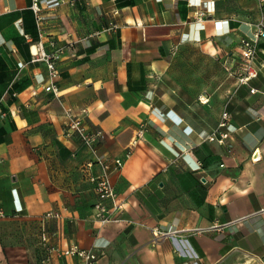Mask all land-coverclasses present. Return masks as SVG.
<instances>
[{
  "label": "crops",
  "instance_id": "crops-1",
  "mask_svg": "<svg viewBox=\"0 0 264 264\" xmlns=\"http://www.w3.org/2000/svg\"><path fill=\"white\" fill-rule=\"evenodd\" d=\"M30 4L0 0V264H82L49 250L73 243L95 264H264V37L258 75L237 77L264 1L66 0L45 12L46 50L67 45L58 95L36 87ZM67 106L103 130L100 155L132 148L112 177L120 220L94 219L92 154L64 134ZM225 110L229 137L207 139Z\"/></svg>",
  "mask_w": 264,
  "mask_h": 264
},
{
  "label": "built area",
  "instance_id": "built-area-1",
  "mask_svg": "<svg viewBox=\"0 0 264 264\" xmlns=\"http://www.w3.org/2000/svg\"><path fill=\"white\" fill-rule=\"evenodd\" d=\"M66 0H31L30 8L34 12L37 26L39 29V40L30 43L31 47V61L38 62L42 61L45 63L48 78L44 82L36 84V87H42L46 91H52L55 95H58L59 89L55 84L56 79L59 77L57 70V63L61 60L64 52V48L67 45L54 47L53 50L47 51L44 45L45 31L44 24L46 22L45 12L46 10H52L59 6ZM71 3L73 0H69ZM264 0H260L263 2ZM210 6L205 11L196 10V19L202 20L205 16L206 11H209ZM116 25L112 24V28ZM264 37V19H260L255 24V30L249 37L241 38V68L237 72V77L240 83H247L251 78L256 77L259 72L261 65L256 58L258 44L261 38ZM54 45L53 42H51ZM69 45L72 47L74 42H70ZM260 63H263L262 61ZM37 89V88H36ZM252 91H255L252 88ZM86 108L76 110L71 106L64 108L65 124L64 134L71 138L72 136H78L80 142L90 150L92 157L86 160L81 170L88 174L89 180L94 184V190L97 198L93 204V216L94 219L101 225L109 222L120 220V213L124 210V201L120 200L117 195V191L112 182L113 175L118 172L124 165L125 160L131 156L132 148H127L124 155L121 156H103L98 153V145L104 139V132L101 129H94L86 124L85 113ZM229 114L225 110L222 113L223 120L219 122L218 128L212 131L206 136L209 140H217L219 143H224L229 137L227 131H221L219 128L226 125L225 120ZM140 134V133H139ZM138 134V135H139ZM136 140H134V143ZM253 160L260 158L259 154L255 151L252 154ZM94 163H98L100 171L91 175L88 173V169L93 166ZM4 216V212L0 207V217ZM58 212H48L45 217H59ZM42 240H47L46 235H42ZM49 250L55 252L58 255H78L82 258V264H95L97 262V254L92 249L81 248L78 244L73 243L66 248L49 247Z\"/></svg>",
  "mask_w": 264,
  "mask_h": 264
}]
</instances>
